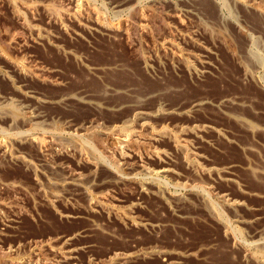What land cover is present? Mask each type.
<instances>
[{
	"label": "rangeland",
	"instance_id": "1",
	"mask_svg": "<svg viewBox=\"0 0 264 264\" xmlns=\"http://www.w3.org/2000/svg\"><path fill=\"white\" fill-rule=\"evenodd\" d=\"M0 145V264H264V0H0Z\"/></svg>",
	"mask_w": 264,
	"mask_h": 264
},
{
	"label": "bare ground",
	"instance_id": "2",
	"mask_svg": "<svg viewBox=\"0 0 264 264\" xmlns=\"http://www.w3.org/2000/svg\"><path fill=\"white\" fill-rule=\"evenodd\" d=\"M155 2H160L161 0H154ZM237 1V0H236ZM239 3V2H238ZM80 4H78V3H76V5H75V7H74V13L76 14L77 12H79V9L81 8L80 6H79ZM80 7V8H79ZM129 9V8H128ZM260 9H261V7H260ZM263 9V8H262ZM51 13L53 12V10L52 9H50L49 10ZM48 11V12H49ZM18 13V12H17ZM54 13V12H53ZM58 13V12H57ZM95 13V12H94ZM151 13V12H150ZM73 14V13H72ZM79 14V13H78ZM93 14V13H92ZM100 14V13H99ZM19 15V14H18ZM21 15V14H20ZM19 15V16H20ZM52 15V14H51ZM151 15V14H150ZM18 16V17H19ZM95 16L97 17V15L95 14ZM102 16V15H101ZM22 17V16H21ZM99 17V16H98ZM150 17V16H149ZM101 18V17H100ZM140 18V17H139ZM142 18V17H141ZM152 18V17H151ZM93 19H95V23L96 24H98V25H104V22L102 23V22H100V20L101 19H99V18H93ZM146 19V18H145ZM149 19V18H148ZM19 20V19H18ZM147 20V19H146ZM103 21V20H102ZM22 23V22H21ZM23 23H25V22H23ZM25 25H27V24H25ZM26 27V26H25ZM138 27V26H137ZM104 28L106 29V31L108 30V31H110L111 30V28L109 27V26H107V25H105L104 26ZM113 28V27H112ZM141 28V27H140ZM116 30V29H115ZM111 34V33H110ZM254 54V53H253ZM183 62V61H182ZM13 63V62H12ZM19 66V65H18ZM17 65L15 66L17 69H19V67H18ZM63 99V98H62ZM62 99H60V100H62ZM36 102H38L39 104H41L43 101L41 100V99H39V100H37ZM59 102V101H58ZM224 102V104H228V103H231L230 102V100L229 99H224V100H222V103ZM203 102L200 100V101H196L195 103H194V106H200L201 104H202ZM5 105V104H4ZM7 105H8V103H7ZM13 105V104H12ZM11 104L10 105H8V107H7V110L9 111V113L11 114V116L13 117V118H15L16 116H18V115H20L19 114V111L17 110V108H15V106H12ZM193 106V105H192ZM17 107V106H16ZM7 111V112H8ZM139 116H140V118L142 117V116H145L146 115V112H138L137 113ZM147 115H149L148 113H147ZM146 115V116H147ZM26 118V117H25ZM10 120H11V118H10ZM26 121H28V120H26ZM239 121V120H238ZM25 123V122H24ZM243 123V125H245L246 127H248V128H250V125L249 124H247V123H245V122H242ZM25 124H27V122L25 123ZM29 125H31L30 123H29ZM90 127V126H89ZM88 128V127H87ZM35 129V128H34ZM83 130V129H82ZM85 130V129H84ZM83 130V131H84ZM86 131V130H85ZM93 131V130H92ZM162 134V133H161ZM104 137H106V138H109L110 137V133H108V132H106V133H104ZM164 135V134H163ZM93 138V137H92ZM102 138V137H101ZM100 138V139H101ZM23 139L24 140H30V138H28V137H23ZM33 139V138H32ZM103 139V138H102ZM101 139V140H102ZM106 140V139H105ZM31 141V140H30ZM43 141V140H42ZM41 141V139L37 142V144L36 145H38V147H39V149H41L42 147H43V143H45L44 141L42 142ZM33 142H35V140L33 141ZM45 145V144H44ZM253 150V149H252ZM183 151V150H182ZM0 152H1V154H5L4 152V150H3V148H2V146L0 145ZM41 153V152H40ZM125 157V156H124ZM14 158L16 159V160H18V156H14ZM43 159V158H42ZM45 159V158H44ZM100 160V159H99ZM98 161V160H97ZM95 163V162H94ZM98 163V162H97ZM97 163L95 164V165H97ZM101 164V163H100ZM165 164V163H164ZM94 165V164H93ZM112 166V165H111ZM115 166V165H114ZM96 167V166H95ZM189 167V166H188ZM192 167V166H191ZM121 167H120V165H116V168H115V170H114V172H115V174H117V177L119 178V179H122V176L120 175L121 173H123V171H119V169H120ZM132 168V167H131ZM130 169V168H129ZM231 169V168H230ZM112 170V169H111ZM222 170H224L223 168L222 169H209V170H207L205 173H207V175H209V174H213V175H217V176H220L219 174L221 173V171ZM160 171H162L163 173H166V174H168V173H171V169L169 168V167H167V166H162L161 167V169H160ZM229 172V171H228ZM258 172H260L262 175H264V172L263 171H259L258 170ZM130 172H128V174H129ZM150 173V172H149ZM257 173V172H256ZM124 174V173H123ZM122 174V175H123ZM136 174V173H135ZM147 174V173H146ZM124 176H126V175H124ZM76 177V176H75ZM127 177V176H126ZM129 177V176H128ZM132 177H134V178H136V176H132ZM150 177V176H149ZM133 178V179H134ZM79 179H81V177L79 178ZM127 179V178H126ZM148 179V178H147ZM229 179V178H228ZM123 180V179H122ZM135 180V179H134ZM231 180V179H230ZM140 181V180H139ZM137 182V181H136ZM143 182V181H142ZM141 184V183H140ZM146 184V183H145ZM140 185V188H139V190L140 191H142V192H144V193H149V194H154V192L153 191H151V189L149 188V186L148 185ZM249 190V189H248ZM159 192V191H158ZM202 192V191H201ZM250 192H252L254 195H258V196H261V197H264V194L263 193H260V192H254L253 190H250ZM86 194V193H85ZM100 196H102V195H100ZM221 196H224V195H221ZM88 197V196H87ZM196 198H198L199 199V201H200V203H202L203 204V206H204V208H205V210L207 211V213L211 216V218L214 220V221H217V222H222V220H221V215H220V213L218 212V210H217V208L215 207V206H213L212 204H210L205 198H204V196H202L201 194H199V192L197 193V195L195 196ZM174 199V198H173ZM197 200V199H196ZM225 206H228V207H230V208H234V207H236L240 202H238V201H236V200H234V199H231V198H226L225 199ZM97 204L98 205H100V209H102V211L104 212V213H106V214H108V215H117L115 212H114V210L113 209H111V208H109L108 206H105V205H103L102 203H101V201H100V199L98 198L97 199ZM178 202V201H177ZM93 203V202H92ZM95 206V205H94ZM93 206V207H94ZM179 217H182V218H184V217H186V212H180V214L178 215ZM116 218V217H115ZM223 219V218H222ZM130 223L131 224H134V225H139V226H143V225H146V224H144V223H141V222H136V221H134V220H130ZM130 224V225H131ZM224 224V223H223ZM222 224V225H223ZM152 228H155V227H157L158 225L157 224H155V223H153V224H151L150 225ZM226 228V227H225ZM234 242V241H233ZM260 243V242H259ZM261 244V243H260ZM256 245V244H255ZM262 245V244H261ZM260 245V246H261ZM264 245V244H263ZM86 247H87V245L86 244H83V245H81V246H79V247H76L73 251L75 252V251H77L78 249H86ZM257 247V246H256ZM72 255V253H62V255H61V257L63 258V259H70L69 261L70 262H72V264H75L74 262H73V257L71 256ZM126 257V256H125ZM125 257H123V258H125ZM127 258V257H126ZM124 260V259H123ZM166 261V259H164V260H162V263H164Z\"/></svg>",
	"mask_w": 264,
	"mask_h": 264
}]
</instances>
